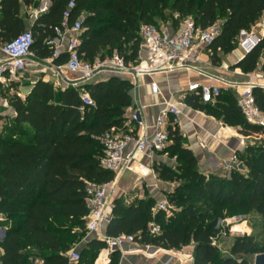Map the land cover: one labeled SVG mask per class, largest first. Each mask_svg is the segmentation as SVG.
<instances>
[{"label": "trees", "instance_id": "obj_1", "mask_svg": "<svg viewBox=\"0 0 264 264\" xmlns=\"http://www.w3.org/2000/svg\"><path fill=\"white\" fill-rule=\"evenodd\" d=\"M35 2L0 0V45L24 31L21 7H32ZM49 2L47 12L31 26L32 52L39 59L51 57L44 42L55 36L54 28L61 26L65 10L73 2L66 22L70 27L81 19L78 54L89 64L102 62L116 52L125 65H135L141 26L178 29L186 18L201 29L219 22V33L208 50L212 64H220L219 54L232 53L239 34L252 31L264 16V0ZM66 61L67 55L62 53L52 63L62 66ZM231 69H240L246 75L257 70L264 73V36ZM132 88L122 77L64 89H55L39 79L23 100L17 94L10 97L13 126H3L0 132V216L7 225L0 243V264H36L37 260L42 264H70L67 253L78 232L86 228V182L102 185L115 179L113 172L99 167L100 138L110 129L124 127ZM83 94L94 102L93 107L83 103ZM252 95L264 114V90L254 88ZM184 104L259 143L248 145L242 155H236L242 170L234 169L229 176L205 175L194 154L184 146L177 126L169 127L170 143L162 154H169L176 165L152 166L158 180L176 183L166 194L168 210L153 212L155 201L151 198L127 205L115 199L106 236H133L137 244L175 251L193 245L192 264H250V256L264 253V126L246 122L231 90H220L212 104L202 103L195 94L186 96ZM214 208L228 217L256 213L261 218L262 246L258 249L251 237H236L229 255L223 256L213 245L218 234L213 219L216 211L211 212ZM150 224L159 226L161 232L152 235ZM232 227L236 233L241 231L240 225ZM72 229L77 231L66 238ZM104 248V242L90 240L75 264H94ZM118 260L119 253L113 252L109 264H118Z\"/></svg>", "mask_w": 264, "mask_h": 264}, {"label": "built area", "instance_id": "obj_2", "mask_svg": "<svg viewBox=\"0 0 264 264\" xmlns=\"http://www.w3.org/2000/svg\"><path fill=\"white\" fill-rule=\"evenodd\" d=\"M73 6V2H70L63 14L61 26L54 28L55 36L44 42L51 51L48 61L53 62L62 53L67 55L65 64L54 65L55 70L60 73L66 71L77 76L75 80L62 79L61 82L65 88H75L79 83L93 79L102 71H113L116 75L129 78V81L132 82L131 85L135 86L134 84L140 76H152L179 70H196L199 65L200 53L211 45L220 30L218 23L201 29L195 25L191 18L183 19L178 29L171 30V32L169 25H143L139 30L141 45L137 64L125 65L123 59L116 52L102 62L89 64L84 62L78 54L79 36L82 33L81 19H78L70 27L66 22ZM261 24L258 34L252 31H242L237 37V47L244 54L249 53L264 36V22ZM33 45L34 37L31 30H24L9 42L0 45V103L2 93L11 85L19 82L26 67L35 61L32 52ZM149 87L153 95L160 94L157 82L152 81ZM254 88L264 90V74L252 75L243 86L234 85L233 87L237 106L246 122L263 127L264 114L254 103L252 95ZM187 91L198 95L204 104L214 103L220 94L218 87L200 83L188 85ZM82 101L87 106H94V102L86 95H82ZM178 115L177 105L164 103L153 123L148 125L142 114V107L138 106L122 129H110L102 134L100 138L102 155L99 158V167L102 170L113 172L115 179L113 182L102 185L86 182L85 202L89 212L85 227L88 233H98L100 228L109 221L115 200L118 176L127 170L136 172L135 165L150 171L146 162H152L158 154L164 153L170 143L169 127L176 126ZM2 128L0 120V132ZM240 146L246 147L243 139H240ZM232 160L234 166L229 162L225 165L228 171L236 169L240 165L235 155ZM167 209V201L163 200L152 210L155 212ZM149 231L156 236L161 232V229L157 225L150 224ZM101 241L104 242V250L108 254L121 250L126 245L136 244L134 237L128 235L104 236ZM213 245H216L215 240ZM67 255L70 263L75 264L79 260V254L74 249H71Z\"/></svg>", "mask_w": 264, "mask_h": 264}, {"label": "crops", "instance_id": "obj_3", "mask_svg": "<svg viewBox=\"0 0 264 264\" xmlns=\"http://www.w3.org/2000/svg\"><path fill=\"white\" fill-rule=\"evenodd\" d=\"M35 5H37L36 8H32L34 5L29 8L21 7L20 14L22 13L23 16L25 13L28 14L25 18H22L20 15L24 22V30H30L34 20L40 14L47 12L50 2L49 0H36ZM42 10L44 11L41 12ZM262 22H264V18ZM261 25L259 24V26ZM171 30L174 31L172 27L169 31L171 32ZM207 50L208 48L200 53L199 65L196 70H179L152 76H140L135 82V86L132 85L133 88L130 92L132 102L130 107L126 108L123 116L125 124L134 110L140 106L142 107V114L146 118L148 125H151L164 103L177 105L179 115L176 126L183 137L184 146L194 154L198 160L201 172L205 175L220 171L227 173L228 169L225 168L226 163L229 162L234 166L235 164L232 160L234 155L236 156L238 153L242 155L246 148L240 146V139H243L245 144L248 143L249 139L240 135L238 130L223 126L220 121H217L213 117L186 106L184 104L185 97L195 94L187 91L188 85L192 83L212 85L218 87L220 90H231L234 93V85L243 86L252 75L261 73L257 70L258 72L255 71L246 75L240 69H231L234 64L245 56L238 47L228 55L220 53V64H212L209 50ZM34 58L35 61H32L22 74L25 82L27 84L30 82L31 85L22 84L21 79L19 82L13 84L14 88L7 89V92L13 95L17 94L23 100L31 90L32 85L39 79L51 83L55 89L65 88L61 82L64 78L71 80L77 79V76L74 74H69L66 71L62 73L56 71L53 63L48 61V59H39L35 55ZM45 62H49V66L44 67ZM39 75H42L41 77L43 78L38 77ZM111 77L121 78L120 75H116L113 71H102L93 79L79 83L75 88H80L85 84L106 81ZM124 79L129 81V78ZM152 81L158 83L159 95H153L150 92L149 85ZM129 83L132 84L131 81ZM7 107L8 116L14 117V111L10 107V103ZM2 117L3 114L1 113L0 120ZM167 159L168 157L165 154H158L152 162H146V166L150 171L141 169L138 165H135L134 170L136 172L127 170L120 174L116 179L114 199H122L126 205L135 200H145L147 198L153 199L155 203L165 200L166 194L171 193L175 186L172 183L158 180L152 170V166L158 163L166 164ZM107 224L108 222L100 228L98 233L84 238L82 249L86 247L90 240L95 239L101 241L102 237L106 236ZM240 227L242 230L241 224ZM6 228L7 225H4V219L0 216V243L5 236ZM232 232H234L233 229ZM193 248L194 246L190 245L179 251H175L136 243L134 245H126L121 250L114 252L119 253L118 264H192ZM72 249L78 252L75 247ZM1 253L2 250L0 248V255ZM112 253L108 254L102 249L98 253L94 264H109ZM36 264H42V262L37 260Z\"/></svg>", "mask_w": 264, "mask_h": 264}, {"label": "rangeland", "instance_id": "obj_4", "mask_svg": "<svg viewBox=\"0 0 264 264\" xmlns=\"http://www.w3.org/2000/svg\"><path fill=\"white\" fill-rule=\"evenodd\" d=\"M37 5H34L32 8H36ZM22 16V18H25L28 16L27 13H25V15L23 16V14H20ZM264 16L258 21V23L255 25V28L252 30V32H254L255 34H258L259 32V24L262 23ZM156 23H161L156 21ZM219 24V22H218ZM237 42V40H236ZM44 67L49 66V62H45L44 63ZM258 72V71H257ZM261 72V71H260ZM259 74H264L263 72L259 73ZM42 75H39L38 77H41ZM43 78V77H41ZM24 80V81H23ZM71 80V79H69ZM22 84L25 83V85L30 86L31 83L29 82V84H27V82H25V78H22L21 80ZM19 91V90H18ZM13 94H11L10 92H3L2 93V99H1V106H0V112L3 114V117L1 118L2 121V125L3 126H7V127H12V120H13V116H8V104L10 103L11 99L10 97ZM8 132L6 134H4L3 132V136L6 137L8 136ZM259 142H256L253 139H249L248 143H246V147L248 145H257ZM168 159L165 162L166 165L170 166V167H175L176 165V161L174 158H171L169 154H165ZM198 161V160H197ZM239 167V166H238ZM199 168V165H198ZM235 169V168H234ZM233 169V170H234ZM239 169V168H236ZM200 170V168H199ZM233 170H227L226 172L220 171V172H215L212 174H207V175H216V176H229L230 172ZM241 170V169H239ZM201 171V170H200ZM174 186H176V183H172ZM166 198V196H165ZM164 199V198H163ZM166 200V199H165ZM161 201H158L157 203H155V205H157L158 203H160ZM168 204V203H167ZM169 208V206H168ZM173 208V207H172ZM168 210V209H167ZM216 211L213 219H214V223H215V229L218 230V234L217 237L215 238V242L216 245L220 251V253L223 256H228L229 255V251H230V247L234 241V239L236 237H242V236H248L251 237L253 239V241L256 243L257 248L259 249L262 246L263 243V229L261 226V218L254 212H250L247 211V213L245 215H240V216H233V217H228L225 214H220L218 212L217 209H211V212ZM167 214H169L167 212ZM242 225V230L240 232H232V226L234 225ZM75 231H77L76 229H72L67 235H65L66 238H69L70 235H72L73 233H75ZM79 237L78 239H76V241H74L75 243L72 245L73 247H75V249L78 251V253H80V251L82 250V247L84 245L83 241L84 238L89 237L91 234L87 232L86 228L85 231L83 233L78 232ZM72 247V248H73ZM253 257L254 255L250 256L248 258L250 264H253Z\"/></svg>", "mask_w": 264, "mask_h": 264}, {"label": "water", "instance_id": "obj_5", "mask_svg": "<svg viewBox=\"0 0 264 264\" xmlns=\"http://www.w3.org/2000/svg\"><path fill=\"white\" fill-rule=\"evenodd\" d=\"M238 168L242 170L243 166L239 165ZM253 264H264V253L254 255Z\"/></svg>", "mask_w": 264, "mask_h": 264}]
</instances>
